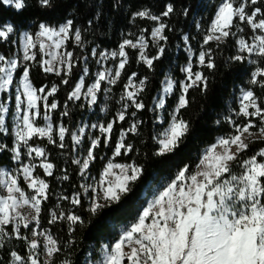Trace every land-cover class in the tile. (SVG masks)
Instances as JSON below:
<instances>
[{"label": "snow or ice", "instance_id": "obj_1", "mask_svg": "<svg viewBox=\"0 0 264 264\" xmlns=\"http://www.w3.org/2000/svg\"><path fill=\"white\" fill-rule=\"evenodd\" d=\"M109 2L111 16L127 0ZM29 6L0 0V9L14 14ZM36 6L50 11L56 0ZM193 12L185 0H166L159 12L129 7L133 30L111 47L88 39L105 16L104 0L91 16L74 9L55 23L0 21V264H264V0H213L194 33L178 34L176 24ZM177 34L182 76L165 74L149 103L148 73ZM221 57L247 78L214 120L220 134L200 148L194 165L185 163L153 187L115 238L78 256L85 213L95 217L118 204L144 175L130 140L147 125L150 155L175 154L193 128L184 115L190 91L207 95ZM133 64L146 71H129ZM33 72L53 79L37 86ZM73 105L98 108L106 118L72 125ZM52 149L65 167L54 162ZM102 149L111 154L99 155L102 167L93 175ZM74 177L78 182H70ZM53 179L70 182L72 191L54 189Z\"/></svg>", "mask_w": 264, "mask_h": 264}, {"label": "trees", "instance_id": "obj_2", "mask_svg": "<svg viewBox=\"0 0 264 264\" xmlns=\"http://www.w3.org/2000/svg\"><path fill=\"white\" fill-rule=\"evenodd\" d=\"M29 7L20 14H14L12 9H0V21L14 22L20 26H32L38 20L49 21L55 23L57 20L67 14L71 15L75 9L79 17L87 14L91 16L96 10L98 0H56V6L53 10H41L36 6V0H28ZM166 0H127V3L122 11L107 15L111 11L109 0H104L105 16L99 23V26L94 35H89L88 39L93 40L101 47L114 46L120 38V34L124 31L133 30L128 24L127 14L129 7L131 10H136L140 6L151 7L155 12L162 10ZM213 0H185V6H190L194 9L191 18H181L176 24L177 33L181 31L195 32V22L203 17H208L211 13V4ZM175 23V21H174ZM172 38L168 47L167 55L157 63L155 73H148L152 86L147 94V101L151 102V97L156 95V89L159 86V80L163 79L167 69L172 74L181 77L178 68L184 63L185 55L183 52L182 42L179 35ZM228 55V52L223 54ZM219 70L210 77V85L207 95H202L199 90L190 91V106L185 110L184 115L193 125L192 131L189 134L186 143L172 155L162 158H154L150 155L152 145L148 142V133L150 128L145 126L143 134L139 138H133L130 142L136 145L139 152L131 154L137 159V162L143 163L144 175L136 184L134 190L125 196L118 204H113L109 208H105L95 217H88L85 213V218L88 220L87 227L77 232L78 240V256H84L91 252L98 244L110 242L117 235L120 227L132 222L137 213L145 205L147 196L150 193V187L162 184L170 179L175 171L185 163L197 162V155L203 146L211 142L215 136L220 134L222 130L214 124L217 114L221 110L226 109L232 104L231 93L235 91V85L240 84L247 78L246 73L236 67H225L223 58L219 59ZM129 71H139L143 74L146 70L139 65H131ZM35 84L39 86L42 83H47L53 78H45L41 74L33 72L32 76ZM68 89L62 86L58 94V98L63 101ZM173 101L169 100V104ZM111 107V105H110ZM84 109L77 106H70L72 112L71 124L74 125L81 117ZM151 116V113L148 114ZM110 118V117H109ZM147 120V117H145ZM10 142V139H9ZM110 150L102 149L99 152L98 160L93 168L94 174H98V170L102 167V162L99 161V155ZM58 150L52 149V159L60 168L65 167L62 159L58 156ZM127 158H118V162H124ZM72 168H69L71 174ZM79 177H74L70 182H78ZM70 182H58L54 179L52 184L54 189L59 190L61 187L68 188ZM12 245H9L11 247ZM7 259V257H5Z\"/></svg>", "mask_w": 264, "mask_h": 264}, {"label": "rangeland", "instance_id": "obj_3", "mask_svg": "<svg viewBox=\"0 0 264 264\" xmlns=\"http://www.w3.org/2000/svg\"><path fill=\"white\" fill-rule=\"evenodd\" d=\"M168 73H171V71L169 69L166 70L165 74H168ZM180 75L182 76V74H180ZM105 118L106 117L104 116V114L101 113V112H99L98 108H94L92 111H88V110H85L84 109L83 112L81 113V117H80V119L78 120L77 123H80V122H96L98 119H105ZM93 175H97V174H94V171H93ZM159 185H161V184H157V185H154V186L150 187V193L147 196V199H150L151 198V194H152L153 187L159 186ZM124 226H126V225H124ZM124 226H122V227H124ZM122 227H120V229Z\"/></svg>", "mask_w": 264, "mask_h": 264}]
</instances>
